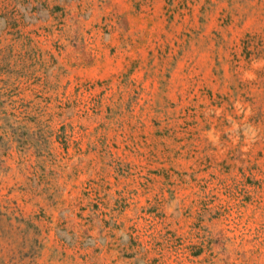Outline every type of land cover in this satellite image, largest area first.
<instances>
[{
	"label": "rangeland",
	"instance_id": "374dc122",
	"mask_svg": "<svg viewBox=\"0 0 264 264\" xmlns=\"http://www.w3.org/2000/svg\"><path fill=\"white\" fill-rule=\"evenodd\" d=\"M0 264H264V0H0Z\"/></svg>",
	"mask_w": 264,
	"mask_h": 264
}]
</instances>
